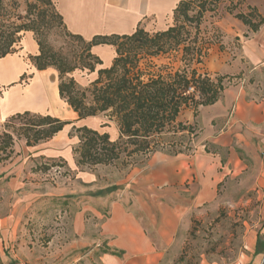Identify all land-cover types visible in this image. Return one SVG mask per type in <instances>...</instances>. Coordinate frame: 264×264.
<instances>
[{"label": "crops", "instance_id": "obj_1", "mask_svg": "<svg viewBox=\"0 0 264 264\" xmlns=\"http://www.w3.org/2000/svg\"><path fill=\"white\" fill-rule=\"evenodd\" d=\"M54 1L67 30L90 40L95 35L130 34L137 26L148 32L166 29L179 0ZM248 2L264 16V0ZM234 25L238 30L231 28L233 35L212 41L198 66V71L212 78L221 76L224 84L214 103L198 107L202 143L191 153L155 152L142 168L114 167L118 172L105 165L78 169L73 153L78 138L68 135L70 129L86 125L107 132L114 140L117 124L100 122L99 115L78 119L59 96L57 70L34 66L29 56L38 53V45L31 31L22 32L18 51L0 57V125L25 110L49 113L70 123L33 145L14 142L12 154L0 162V196L11 205L0 215V235L14 239L20 219L29 210L40 218L55 215L64 223L70 242L63 250H82L74 256L78 264H178L193 214L215 202L224 177L234 178L252 166L251 189L264 190V23L256 31L239 19ZM233 36L238 38L233 41ZM91 52L101 59L102 67L109 66L115 54L110 44L93 45ZM25 73L28 80L18 82ZM76 74L90 80L96 77V72ZM69 75L76 79L75 70ZM106 121L108 125L102 126ZM110 122L114 124L111 132ZM210 144L218 151L207 152ZM58 159L74 180L53 185L43 179L41 169H32ZM218 168H222L220 174ZM103 171L110 177L100 186ZM262 233L256 230L250 237V257L244 264H259Z\"/></svg>", "mask_w": 264, "mask_h": 264}, {"label": "trees", "instance_id": "obj_2", "mask_svg": "<svg viewBox=\"0 0 264 264\" xmlns=\"http://www.w3.org/2000/svg\"><path fill=\"white\" fill-rule=\"evenodd\" d=\"M222 1L179 0L166 29L148 32L137 26L130 34L95 35L85 40L67 30L54 0H0V57L18 51L22 32L31 31L38 45V53L29 56L31 62L39 70L50 66L57 70L59 96L78 119L102 114L106 120L116 122L118 136L114 140L107 132L86 125L73 126L68 135L78 138L73 146L77 166L114 164L122 157L127 165L133 157H149L155 152L189 153L197 124L179 120L178 116L186 107L192 108L196 116L198 107L214 103L224 88L221 76L212 78L198 71L213 41L212 37H199L200 25ZM22 2L25 9L19 11ZM247 8V13L232 15L256 31L264 23V16L254 6ZM55 21L81 46L80 51L64 53L48 43L47 35ZM97 44L114 47L115 54L107 67H102L101 59L91 52ZM162 55L176 57L181 65L162 72L153 70L155 64L151 61L143 64L144 59ZM76 69L96 72V77L81 86L69 75ZM69 123L49 113L28 110L8 116L4 126L11 130L0 132V162L12 154L15 138L33 145L50 139ZM42 165L36 168L48 169L47 164Z\"/></svg>", "mask_w": 264, "mask_h": 264}, {"label": "rangeland", "instance_id": "obj_3", "mask_svg": "<svg viewBox=\"0 0 264 264\" xmlns=\"http://www.w3.org/2000/svg\"><path fill=\"white\" fill-rule=\"evenodd\" d=\"M247 5H250L248 0H224L220 2L214 11L206 14L200 25L201 32L199 37H212L214 44L226 39L223 38L226 34H230L229 36L233 35V30H238L234 25V22L238 19L234 18L232 14L236 12L247 13L249 10ZM24 9L25 5L22 2L19 11ZM230 9L232 13L228 11ZM49 13L50 10L48 9L47 14ZM237 38V36H233L231 40L235 41ZM47 41L56 50L64 53H72L73 50L80 51L82 49L75 40L65 33L61 25H57L56 21L54 26L49 29ZM147 61L155 64L153 70H161L162 72L175 69L181 65L176 57L164 55L144 59L143 64H146ZM77 71L79 70H75L76 81L81 86L87 85L90 77L84 74L80 76L76 74ZM27 80L28 75L25 73L24 78L18 80V82L23 83ZM46 107H50V110L51 108H56L58 113L61 110L58 106ZM198 115L199 112L194 116V110L187 107L179 115V120L197 124V133L196 136L192 137V148L189 153L195 150L203 140L199 131L201 126ZM97 118L100 119V122L106 120L102 114ZM113 126L114 124L110 122L108 127L110 132ZM5 129L8 130L5 128L3 121L0 125V132L5 131ZM70 131H73V128ZM20 140L24 139L15 138V142ZM232 145L235 144L232 143ZM205 150L212 153L218 151L212 144L206 145ZM238 150L239 148L236 151ZM219 152L221 153L222 151ZM148 159L149 157L136 156L131 159V163L125 165L122 157V159L115 161L114 164L105 166H108V169L113 168L114 171H117L115 168L119 170H128L132 167L142 168ZM243 161L246 162V159ZM46 164L48 169L42 170L43 172L40 173L43 174L41 176L45 181L56 185L74 180V174L65 169L62 160L58 159L53 163L54 166L57 165L55 167H58V169H54L52 165H49L51 163ZM77 167L79 170L95 168ZM252 168L251 166L247 169V173L242 171L240 175L234 178L230 176L224 177L218 184L214 194L215 202L211 205L208 202L207 206H201L199 208L200 211L193 214L190 229L184 236L182 254L180 258H176V263L244 264L247 258L250 257V237L254 235L256 230H263L261 239L264 242V190L251 189L255 180L252 175ZM32 169L36 171V165L32 166ZM220 171L222 172V168H218L217 173L220 174ZM100 174L99 182L97 183L100 186L105 185L109 182L110 174L104 171ZM222 175L224 174L222 173ZM190 184L191 182L186 184V186L189 187ZM8 207H11V205L3 201L2 196H0V215L5 213ZM54 216L49 215L40 218L39 215H35L34 212L32 214L28 210L19 221L14 239L3 238L4 236L0 235V238H3L0 239V264H78L79 262L74 260V256L77 255L76 252L79 254L82 250L70 252L63 250V247L70 242V236L65 229L64 223H60V220ZM262 247H264L263 244L258 249ZM259 264H264V250Z\"/></svg>", "mask_w": 264, "mask_h": 264}, {"label": "built area", "instance_id": "obj_4", "mask_svg": "<svg viewBox=\"0 0 264 264\" xmlns=\"http://www.w3.org/2000/svg\"><path fill=\"white\" fill-rule=\"evenodd\" d=\"M55 166H57V165H55ZM55 166H53V167H54V169H58V167H55Z\"/></svg>", "mask_w": 264, "mask_h": 264}]
</instances>
